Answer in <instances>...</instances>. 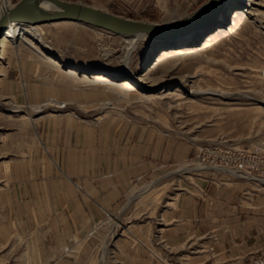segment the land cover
I'll list each match as a JSON object with an SVG mask.
<instances>
[{"label": "rangeland", "instance_id": "1", "mask_svg": "<svg viewBox=\"0 0 264 264\" xmlns=\"http://www.w3.org/2000/svg\"><path fill=\"white\" fill-rule=\"evenodd\" d=\"M66 1L163 24L209 0ZM238 3L228 0L231 8L200 32L143 41L127 68L123 58L134 46L125 37L81 24L40 28L50 47L44 51L64 71L133 82L137 90L120 100V88L66 79L29 48L0 50V264H219L208 236L196 238L177 216L187 196L199 197L204 208L224 197L247 230L264 222V180L206 165L200 154L219 143L264 154V0L214 45L155 62L188 34L199 36L201 49L209 35L230 26ZM50 102L63 107H44ZM55 119L97 131L87 143L88 162L85 155L78 162L73 141L50 138ZM114 144L122 162L136 156L137 171L107 167Z\"/></svg>", "mask_w": 264, "mask_h": 264}, {"label": "bare ground", "instance_id": "2", "mask_svg": "<svg viewBox=\"0 0 264 264\" xmlns=\"http://www.w3.org/2000/svg\"><path fill=\"white\" fill-rule=\"evenodd\" d=\"M257 1L258 0H239L236 11L233 13L230 26L228 28H225L224 26L220 27L214 33L209 35L208 38L205 40L203 47L201 46L202 47L201 49H198L199 46H196L199 36L194 35L195 37L190 38L189 36H192L191 34H188L185 37L181 38L183 40L176 41L172 46H168L167 48L162 49L155 59L156 66L163 65L167 62H171V61L180 59L182 57L192 55L196 53L197 51L204 50L205 48L210 47L214 45L215 43L219 42L220 39L225 34H228L230 32H234L240 29V27L243 25V21L245 20L244 18L246 17V14L252 15L254 13H257V10H254V6L259 5V3H256ZM211 3H212V0H209L198 11L178 21H173V23H181L184 21L189 22L195 19L196 21L191 22L188 28H186V30H182V32H187V33L200 32L197 27V25L200 22L203 21L204 23L206 19L208 18L211 19L215 16L216 17L220 16L222 11H224L225 9L228 10L229 8H231L230 6L226 8V6L228 5V0H221L214 5L213 10H210V12L207 13L208 11L207 9H209L212 5ZM35 5H36V8L39 10V12L44 15H49V14H54V13L59 12V9L56 8L50 2L40 1V2H37ZM15 6L12 5L10 0H0V18L4 15V13L7 10L12 9ZM202 14L203 15L206 14V15L202 16ZM208 15H210L211 18L208 17ZM197 16L198 17L202 16V18L199 19ZM66 24H78V23L53 22V23L37 25V24H32V23L12 22L7 26L6 30L4 31V34L0 38V50L7 49L8 46L11 44H15L13 48H15L17 52L22 51L24 47L27 49L29 48L47 66L60 71L66 79H70L74 82H77L78 84L81 83V84L103 85L112 90L113 89L117 90L116 87L118 89L120 88L118 90L119 94H121L120 98H118L119 100L125 99V96L127 97L129 94L137 90L136 88L137 86L133 82L126 80V81L120 82V83H123V84H120L116 82L114 79H112L107 74H94L90 76L87 74H81V72L77 69H70L68 71H64L63 66L60 64V62H58L59 60L54 59L53 57L46 54V52L44 51V50H50V47H48L46 43L42 40L41 34H40V28L42 26L44 27V25L52 26V25H66ZM91 28H94V27H91ZM95 29H98V28H95ZM117 36H120V35H117ZM121 37H125L124 39L126 40L129 46V49L131 48V46H134L133 49H131L128 52V55L126 56V58H123V62H124L123 64L124 66H126V68L131 63V60H132L131 58H129V55L130 53L134 52V49H136L138 44L142 43L143 41H149V42L158 41L157 39L148 38L144 35H131V36H121ZM122 89L123 90L125 89L126 92H122ZM48 105H56L59 107H63L62 103H55V102L47 103L44 107H47ZM13 108L15 112L20 110V107L18 106L13 107ZM33 109L35 111H39L42 109V106L34 107ZM50 116L51 114L47 115L46 118H49Z\"/></svg>", "mask_w": 264, "mask_h": 264}, {"label": "crops", "instance_id": "3", "mask_svg": "<svg viewBox=\"0 0 264 264\" xmlns=\"http://www.w3.org/2000/svg\"><path fill=\"white\" fill-rule=\"evenodd\" d=\"M72 123L67 120H53L48 125L49 136L54 138L57 143L60 141L66 144L70 140L73 141L75 146L79 147L77 155H79L78 160L80 161L78 162L83 160L84 155V160L88 162L89 144L87 143L96 141L97 131L92 130L91 126H73ZM120 149L118 145L114 144L113 157L107 167L109 169L112 167L114 172L123 168L131 175L133 171H137L135 168L136 156L129 154L128 158L122 162ZM214 196H219V193H215ZM225 201L226 199L222 197L221 202L210 204L204 208L199 197L187 196L182 199L181 212L177 216L184 224L183 226L190 231L193 230L192 233L196 235V238L202 239L208 236V246L213 248L210 257L216 258L219 264H243L245 258L264 247V235L262 234L264 222L257 223V229L252 231L243 228V219L239 215L235 216L233 208L228 207ZM232 205L234 204L232 203ZM231 211H233V216L230 215ZM246 222L249 223L248 219ZM215 228L222 229L216 233Z\"/></svg>", "mask_w": 264, "mask_h": 264}, {"label": "water", "instance_id": "4", "mask_svg": "<svg viewBox=\"0 0 264 264\" xmlns=\"http://www.w3.org/2000/svg\"><path fill=\"white\" fill-rule=\"evenodd\" d=\"M40 1L52 3L59 9V12L49 15L41 14L35 5ZM219 1L221 0H212V5L207 9V13L210 12V10H213L214 5ZM204 15L202 14V16ZM202 16L197 17L200 19ZM208 17H210V15H208ZM208 19H206L204 23L202 21L197 25L199 31L208 28L217 20L216 16ZM194 21L196 20L194 19L189 22L184 21L181 23H147L128 19L102 9L66 0H20L14 8L7 10L0 18V38L4 34L7 26L12 22L32 23L37 25L53 22H74L106 30L120 36L144 35L148 38H154L159 41L168 40V37L171 34L181 36L183 33L182 30H186L189 24Z\"/></svg>", "mask_w": 264, "mask_h": 264}, {"label": "built area", "instance_id": "5", "mask_svg": "<svg viewBox=\"0 0 264 264\" xmlns=\"http://www.w3.org/2000/svg\"><path fill=\"white\" fill-rule=\"evenodd\" d=\"M202 162L228 172H239L257 181L264 180V154L227 148L222 143L201 149ZM249 264H264V251L252 258Z\"/></svg>", "mask_w": 264, "mask_h": 264}]
</instances>
